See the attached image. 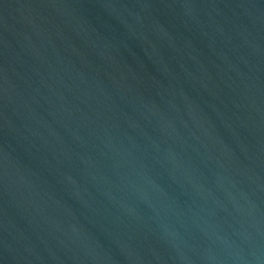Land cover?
Masks as SVG:
<instances>
[{"label": "water", "instance_id": "95a60500", "mask_svg": "<svg viewBox=\"0 0 264 264\" xmlns=\"http://www.w3.org/2000/svg\"><path fill=\"white\" fill-rule=\"evenodd\" d=\"M0 264H264V0H0Z\"/></svg>", "mask_w": 264, "mask_h": 264}]
</instances>
